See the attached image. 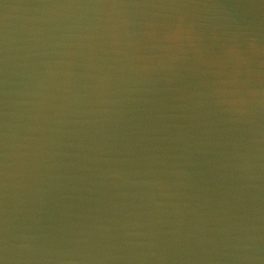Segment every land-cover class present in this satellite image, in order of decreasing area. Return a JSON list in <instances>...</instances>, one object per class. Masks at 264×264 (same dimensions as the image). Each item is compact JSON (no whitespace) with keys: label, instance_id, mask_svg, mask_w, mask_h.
Wrapping results in <instances>:
<instances>
[{"label":"water","instance_id":"water-1","mask_svg":"<svg viewBox=\"0 0 264 264\" xmlns=\"http://www.w3.org/2000/svg\"><path fill=\"white\" fill-rule=\"evenodd\" d=\"M264 264V0H0V261Z\"/></svg>","mask_w":264,"mask_h":264},{"label":"clouds","instance_id":"clouds-1","mask_svg":"<svg viewBox=\"0 0 264 264\" xmlns=\"http://www.w3.org/2000/svg\"><path fill=\"white\" fill-rule=\"evenodd\" d=\"M4 261H5V259H4V260H2V261H0V264H4Z\"/></svg>","mask_w":264,"mask_h":264}]
</instances>
